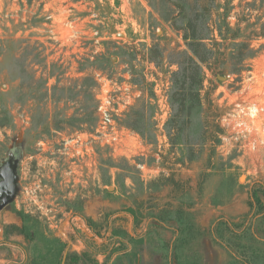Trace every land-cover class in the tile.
Listing matches in <instances>:
<instances>
[{
  "label": "rangeland",
  "instance_id": "obj_1",
  "mask_svg": "<svg viewBox=\"0 0 264 264\" xmlns=\"http://www.w3.org/2000/svg\"><path fill=\"white\" fill-rule=\"evenodd\" d=\"M200 6L214 54L199 104L179 113L182 28ZM252 105L264 107V0H0V166L21 154L0 264H44L58 242L60 264L68 252L71 264H175L163 245L178 222L155 216L178 208L215 238L220 222L251 223L264 251V112L250 117ZM211 239L199 264H234Z\"/></svg>",
  "mask_w": 264,
  "mask_h": 264
},
{
  "label": "trees",
  "instance_id": "obj_2",
  "mask_svg": "<svg viewBox=\"0 0 264 264\" xmlns=\"http://www.w3.org/2000/svg\"><path fill=\"white\" fill-rule=\"evenodd\" d=\"M204 6H200L195 9L190 15L184 27L183 39L186 42L190 54L184 59L185 65L180 67V75L177 76V83L179 84V89L174 93V101L178 104L179 113H187L190 110L199 104V89L202 84V69L207 67L209 64L210 57L214 54L211 49H208L207 44L205 43V38L199 32L200 28L198 24H203V10ZM225 29L229 31L228 24L224 22ZM221 33V32H220ZM236 34H231L228 36V39H235ZM226 36L223 35V39ZM221 57L224 56V53H220ZM245 58L238 59L241 63ZM181 94V97L178 95ZM191 95V98H189ZM189 115V114H187ZM186 115V118L188 119ZM133 129V128H132ZM169 217L173 218L178 222L176 228V236L172 240L170 245H163L164 249V259H170L172 257L175 264H199L202 258V253L199 248L201 246V238L204 236L210 237L211 242L218 245H223L226 249H232L235 252L234 255V264H264V251L261 247L253 245L252 243L256 241L253 232L251 223L250 226L246 225L241 227L238 224H232L233 228H229L228 224L220 222V226L216 228L215 237L212 236V230L207 227L197 223L195 221V213L182 208L176 209L174 212L162 210L159 211L155 216L156 219L162 221L163 217L170 215ZM28 220V217H27ZM259 222L264 226V216L259 217ZM89 226L93 228H98L99 224L97 222H88ZM225 229L230 232V236L225 238ZM238 229V230H234ZM262 229V228H260ZM264 231V229H262ZM261 230V231H262ZM60 244V249L57 252H54L53 260L47 261L44 264H60L61 254L63 251L64 243L58 242ZM170 247V248H169ZM191 252V255H188ZM69 253V254H68ZM65 258V264H71L78 256L70 255L68 252ZM33 264H41L40 260L38 262H33ZM77 264V263H76Z\"/></svg>",
  "mask_w": 264,
  "mask_h": 264
},
{
  "label": "water",
  "instance_id": "obj_3",
  "mask_svg": "<svg viewBox=\"0 0 264 264\" xmlns=\"http://www.w3.org/2000/svg\"><path fill=\"white\" fill-rule=\"evenodd\" d=\"M16 191V175L12 160H7L0 167V200L1 206L11 202Z\"/></svg>",
  "mask_w": 264,
  "mask_h": 264
},
{
  "label": "built area",
  "instance_id": "obj_4",
  "mask_svg": "<svg viewBox=\"0 0 264 264\" xmlns=\"http://www.w3.org/2000/svg\"><path fill=\"white\" fill-rule=\"evenodd\" d=\"M99 110H100L102 120H103L102 123L104 125L110 124L111 114L108 112V110L101 105L99 106ZM262 112H264V107H260L257 105H252V107H248V110H246V113H248L250 117L257 113L261 114ZM237 113H239V111H237Z\"/></svg>",
  "mask_w": 264,
  "mask_h": 264
},
{
  "label": "flooded vegetation",
  "instance_id": "obj_5",
  "mask_svg": "<svg viewBox=\"0 0 264 264\" xmlns=\"http://www.w3.org/2000/svg\"><path fill=\"white\" fill-rule=\"evenodd\" d=\"M21 154H20V152L18 151V152H15L14 154H13V156L12 157H10V158H8L7 160H12V162H13V167H14V169H15V175H16V191H15V195H14V197L17 195V193H18V183H19V177H20V175H19V171H20V169H21V167H20V159H21ZM6 160V161H7ZM5 161V162H6ZM4 162V163H5ZM48 162L50 163V159H48ZM3 163V164H4ZM2 164V165H3ZM1 167V166H0ZM49 170H50V168H49ZM13 197V198H14ZM1 203H2V201L0 200V210L1 209H3V208H5L7 205H8V203L6 204V205H3V206H1Z\"/></svg>",
  "mask_w": 264,
  "mask_h": 264
}]
</instances>
